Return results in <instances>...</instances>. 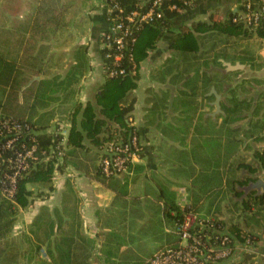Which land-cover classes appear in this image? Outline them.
Wrapping results in <instances>:
<instances>
[{
  "label": "trees",
  "instance_id": "1",
  "mask_svg": "<svg viewBox=\"0 0 264 264\" xmlns=\"http://www.w3.org/2000/svg\"><path fill=\"white\" fill-rule=\"evenodd\" d=\"M112 1H118L123 7V12H121L123 15L129 13L137 5V0H108L109 3ZM152 1L147 0L144 4L150 5ZM181 4L179 0V5ZM253 6L256 7L255 4ZM194 7L190 10L172 9L170 8V0H164L162 16L157 18L155 23H144L141 28H136L138 38L133 50L134 59L129 54L131 46L129 43L123 50L124 56L122 58V66L127 71L118 76L110 75L115 66L114 54L117 53V50L115 46H102L106 35L101 34L99 36L100 52L104 62V80L96 92L95 100H89L84 107L78 108L79 105L76 104L70 106V109L73 108L69 110L73 124L69 138L65 142V153L62 155V160L57 165L53 159L48 163L39 162L25 175L20 176L15 194L17 205L25 208L34 202V189L29 187V184L51 182L55 172L63 173L69 166L91 177H96L115 190L118 189L119 196L125 197L127 183L122 182V174L106 176L102 171L100 158L106 143L113 139L124 143L128 141L131 132L138 134L142 147L139 153L140 156L144 154L141 131L131 124L129 118L135 102V98H130V93L138 85L140 75L137 71L138 63L148 56L150 50L155 48L162 38L171 50L178 51L180 55L179 59L167 57V64L162 68L163 72L161 70L162 78L171 75L173 82L184 79L183 87L177 88L180 94V103L187 101L186 98L194 96L196 93L203 96L205 103V97L207 99L210 96L215 98L214 93L208 94L213 85L218 92L224 89L225 85H229L224 83L220 71L216 70L213 73L206 68L210 62L222 64L219 58L226 56V51L231 44L229 39H239L242 35L252 33L253 29L251 28H257L255 31L259 35H263L264 17L260 20L258 27H251L252 24L233 20L236 13L230 6H225V0H203L202 3L197 2ZM66 8V5L60 7L44 6L37 12L30 26V32L20 55L13 59H4L0 55V115L12 116L29 124L32 134L26 137L30 142L32 141L31 137L36 138L40 153L42 150L49 149L51 145L58 146L62 137L60 133L45 131L55 114L52 104L54 102H60V104L71 102L77 94L78 83L91 66L88 54L90 44L89 42H81L73 50L74 62L65 73H53L48 68V59L51 55L48 51L50 44L47 41L52 39L55 32L65 22ZM141 9H145V7H141ZM202 15L209 16L210 21L200 19L189 23V20ZM112 16H116V14L112 13ZM106 18L108 27V15ZM205 32H209L212 36L216 34L223 36L219 40L221 42L220 48L217 46L219 42L217 44L213 42L207 50L202 48L199 38L202 37L200 33ZM217 48H219L218 52L216 51ZM212 50L213 58L204 57L208 51ZM202 57L204 58L200 62L201 64L192 68V63ZM182 64L183 67H181ZM191 70L193 73L190 74ZM235 72L239 73V70ZM237 86L238 84L231 85L228 91L234 94ZM231 101V106L221 102L222 109L226 111L219 113V116L223 117V122L241 118L239 112L243 109L242 106L245 103H251V101L247 102L246 98L240 99L239 97H232ZM207 103L209 104V102ZM79 111H82L80 117ZM112 123L117 124V128L111 133L110 126ZM238 130L239 127L231 128V143L227 145V155L228 152L232 155L237 152L238 144L242 140L235 134ZM226 134L229 135V132L226 131ZM198 147H195L194 151L191 152V157L189 156L190 164L192 163L191 189L193 192L199 191L202 195L200 200L203 202L199 200L198 208L203 206L205 197L215 198L217 195L223 194L226 188V190L233 191L232 201L238 213H242L240 216L250 219L249 221L252 219L255 221L259 214L264 217V192H257L256 179L258 176L251 175L258 168H264V149L254 150L258 162L255 160V162H249L243 157L234 160L232 170L237 169L243 171L244 174L233 175L231 178L224 179L223 162L216 160L213 166L215 173L213 170L209 172L208 161L211 156L208 155V150L202 145ZM131 166L143 165L129 162V167ZM246 169L249 173L246 172ZM244 186L249 187L245 188ZM49 188L52 190L57 187L51 182ZM162 194L164 204H160L159 210L162 211L164 219L172 223L175 228L188 211H196L203 216L208 214L193 208L192 204L181 205L173 190L162 187ZM235 195L237 198H234ZM3 198L0 201V231H2V224L9 226L14 221L12 214L15 210L13 207L15 204L10 199L4 196ZM81 200L77 187L72 181L71 174H69L60 205L50 209L48 205L44 204L30 224L29 230L35 238L37 252L41 253L44 250L46 254L45 257L39 258L32 264H96V261L99 262L102 257L99 253L104 255L102 264H118L122 261L126 264L129 262L131 264H150L155 253L166 247H160L145 257H131L134 253L128 252V247L119 251L111 249L110 246L106 247V245L98 248L96 239L84 231L83 216L80 210ZM120 201L122 202V199ZM212 204L208 206L209 213L212 212ZM197 227L202 228L203 232L210 233L212 237L228 232L233 237L235 233V237L240 240L249 239L251 243L256 240V233L253 230L248 228L243 230L239 224L226 225L224 218L218 216H215L213 225L210 222L203 227L198 224ZM99 233L107 234V230L101 229ZM96 248H98V253L95 252ZM252 254V252L245 250L243 258L233 259L230 264H245Z\"/></svg>",
  "mask_w": 264,
  "mask_h": 264
},
{
  "label": "crops",
  "instance_id": "2",
  "mask_svg": "<svg viewBox=\"0 0 264 264\" xmlns=\"http://www.w3.org/2000/svg\"><path fill=\"white\" fill-rule=\"evenodd\" d=\"M242 2H244V0H225V6H230L234 9L236 6H240ZM49 5L56 7H60L61 5L67 6L65 10V22H63L61 28L55 32L52 39L47 41V43L50 44L48 50L51 55L48 59V68L50 71H53V73H65L69 66L74 62L72 52L76 46L81 42H89L90 44L88 54L91 66L86 75L78 83V90L75 98L71 102L63 104H60V102H54L52 104V107L55 109V114L51 118L47 129L53 128L54 125L61 123L65 125L64 130L68 139L73 124L70 117L71 113L69 112V110H72L73 108L70 109V106L76 104L79 105L78 108L84 107L89 100L94 101L96 92L104 80V62L100 52L101 43L99 36L107 27V13L106 8L100 5L98 0H0V11L3 13V16L13 20L16 19L17 25V28H12L11 23L9 24L11 25L9 29L4 30L3 32L0 30V55H2L4 59H13V57L17 58L20 55L26 37L30 32V26L37 12L44 6ZM76 18H78L79 21V24H77L79 29L72 28L71 21ZM81 26H83V28ZM80 28H82V30H80ZM251 29H253L252 33L239 37L237 40L239 43L238 48L231 49V47H229L226 51V56H221L219 58L222 61L221 65L210 62L209 66L206 68L209 72L213 73H215L216 70L220 71L225 84L231 86L232 84L235 85L240 82L237 86V89L239 90L237 91L236 89L234 92L235 95H233L231 91H228L230 86L225 85V88L219 92L221 95V102L231 106V98L233 96L239 97L240 99L246 98L247 100H250V98L254 96V101H252L249 107L251 109L245 112L242 109L241 111L243 112H239L242 117L235 121L223 122V117L219 116L220 112L215 115L212 114L216 109V105L212 103L215 98L212 101L209 99V106H206L205 108L203 107L202 110L206 112L208 118H212L215 121V124H210L209 119L202 121L203 125L198 126L195 124L197 125L195 129L198 131H202L205 128H208L207 131H210L212 130L211 127L215 125L219 126V128L224 127L223 131L225 133L223 134L222 139L219 140L218 145L215 144L212 148H208V155L211 156V159L208 161L209 172L213 170V166L216 163L215 161L220 160L224 164V179L231 178L233 175L238 176L244 174L243 171L237 169L235 171L232 170V162L237 158L243 156L246 161L253 158V161L255 160L258 162L254 153L250 155L249 152H243L245 151V147L249 148L252 146L254 147L253 150L258 148L264 149L263 102L261 106H258L260 99L264 98V34L259 35L255 31L257 28ZM164 41L165 40L162 38L157 46L150 50L148 56L138 63L137 71L140 74L138 85L130 93V98H135V102L134 109L129 118L131 124L134 125L137 130L141 131V142L144 146V154L135 160V164H142L143 166H132L129 171L124 172L121 175L122 182L127 183V188L125 187L127 194L125 197L122 198L119 196L118 189L115 190L105 183H102L96 177H91L72 166H69L67 172L58 175L59 186H56L57 188L55 189H50L53 192L52 194H47L45 198L42 197L38 200L34 197L35 200L32 203L33 205H31V211H28L26 219L23 221L24 227L25 224L30 227V224L33 221L32 217L39 212L41 206L44 204L48 205L50 209L60 205L63 190L66 188V179L69 174H71L72 181L75 183L82 199L80 210L83 216L84 231L86 234L96 239L98 248L106 244L107 246L112 245L109 237L116 234L117 230H113L114 227H119L117 222L118 219L116 217L117 210L115 207L121 204L125 206V210L126 208L130 211L135 209V207L133 208L129 203V201H132L133 193L135 194V198L139 197L141 199H143L144 196L150 197L156 195L155 202L158 205V209L160 208V204H164L162 194V187L164 186L161 184V181L164 179V176H169L174 181H177L179 178L169 175L167 172L168 167L159 164L158 160L155 159L158 158V139H166L167 142L165 143L168 147L172 144L176 151H179V137L176 135V139L173 140V138L165 135L160 125L166 123V121L170 119L173 122L172 126L169 127L170 130L176 128V132H179V124H174L172 117H174V119L178 118V122L181 119L179 118V108H176L171 112H168V109L163 110L161 109L162 106L160 105V102H158V98L155 97L162 98L163 96L168 95L167 99L171 100V102L174 101L173 104L178 107L180 94L177 88L179 86L183 87L182 84L184 82V79L179 80V82H173L171 80V75L162 78L161 70L167 64L166 57L164 60L161 59L162 51L170 49L166 41L164 44ZM238 62L242 64L239 68H232L228 65V63L236 64ZM196 64V66H199L200 62H197ZM181 67H183V64ZM236 70H239V73L235 74ZM191 73H193L192 70L190 71V74ZM251 83L255 84V88L250 85ZM243 84H246L250 90L244 91L243 89L245 88ZM209 92L208 94L210 95ZM248 95H250L249 98ZM223 111L226 112L224 109ZM81 112L82 111H79L78 113L79 117ZM232 127H239L238 132L236 131L235 134L242 140L238 144L237 152H235L234 155L228 152L227 155L226 148L227 145L231 143L230 132ZM226 131L229 132V135H226ZM243 132L245 136L243 135ZM154 138L156 141H154ZM210 149H212V151H209ZM246 172L249 173L248 170ZM255 173L256 174L252 173L251 175L258 176L256 179L257 192H264V168H258ZM54 180L52 181L53 183ZM33 184L35 185L39 183ZM249 186L244 187L246 188ZM29 187L34 189L33 185ZM168 187L175 191L177 198L178 190L175 189V186H167L164 188L168 189ZM119 188H121V186H119ZM213 194L215 195V193ZM232 195V190H226L225 188L223 194L217 195L215 198L205 197V202L208 206L213 203L212 212L206 215L213 217L217 216V211H215V209H218L221 203H223V218L226 225L232 226L239 224L243 230L248 228L256 233L255 242L249 245V243L246 244L247 239L245 241L240 240L235 237L236 234L233 232L234 238L240 242L241 245H244V248L242 247L243 249L239 250L237 253L239 256L237 257L236 255L233 259L243 258L244 251L248 250V252H252L253 254L245 264H264V217H262V214H259L257 218H255V221H249L250 219L248 220L242 216H237V218H235L238 211L233 204ZM160 197L161 199H159ZM118 199H122L123 203ZM201 201L202 200H200V202ZM143 205L146 209H154L155 207L153 202L144 203L143 201ZM137 208L143 210L141 205L137 206ZM226 210L229 211V216H226V214H228L226 213ZM30 213L32 215H30ZM137 222H142V220H128L126 216L124 221L120 223L123 226L130 227L135 226ZM13 224L14 223L9 226L2 224V231H0V264H32L39 258L45 257L46 254L44 253V250L41 253L37 252L36 241L33 234H31L29 227H27L23 233H19L15 228V232H13V227L21 226V224ZM166 228L168 231L171 229L170 227L168 228V226ZM101 229L107 230V234L99 233V230ZM98 248L95 249V252L98 251ZM133 248L136 249L135 245ZM130 252L134 253L132 249ZM99 254L102 257L99 262L96 261V264H102L104 260L103 253ZM134 256L135 254L131 257ZM118 264L120 263L118 262Z\"/></svg>",
  "mask_w": 264,
  "mask_h": 264
},
{
  "label": "built area",
  "instance_id": "3",
  "mask_svg": "<svg viewBox=\"0 0 264 264\" xmlns=\"http://www.w3.org/2000/svg\"><path fill=\"white\" fill-rule=\"evenodd\" d=\"M99 4L106 8L108 15V27L102 35H106L102 46H115L117 53L114 54L115 66L110 75L118 76L126 73V68L122 66L124 48L130 46V57L134 59V46L138 34L136 28H141L144 23H155L157 18L162 16L164 0H153L150 5L144 4L147 0H137V5L129 13L123 15V7L118 1L98 0ZM170 0V8H181L190 10L195 8L197 2L203 0ZM255 4L256 7L253 6ZM147 5V6H146ZM145 7V9H141ZM233 9V7H231ZM236 13L234 21H244L257 27L264 17V0H245L240 6L233 9ZM115 13L116 16H112ZM131 41V42H130ZM110 55V54H108ZM136 67V63H135ZM135 70V69H134ZM134 72V71H133ZM65 125L59 123L53 128H46V132L60 133L62 135L60 144L56 147L51 145L47 150L39 152L36 138L30 142L27 135L32 134L29 124L18 120L12 116L0 115V194L10 199L15 204V194L17 192L18 180L39 162L54 160L57 165L62 160L65 151L67 134ZM142 149L138 134L131 132L126 142L111 140L105 144L103 154L100 158L102 171L106 176L122 174L129 168V162H135L140 157ZM60 173L54 174V179ZM213 216H203L196 211H188L184 218L174 229L178 234V241L160 249L151 258L150 264H228L231 263L239 250L244 248L231 234L224 232L216 234L214 237L208 232H203L206 223H212ZM252 244L249 239L246 244ZM243 247V248H242Z\"/></svg>",
  "mask_w": 264,
  "mask_h": 264
},
{
  "label": "rangeland",
  "instance_id": "4",
  "mask_svg": "<svg viewBox=\"0 0 264 264\" xmlns=\"http://www.w3.org/2000/svg\"><path fill=\"white\" fill-rule=\"evenodd\" d=\"M0 10H1V8H0ZM209 18L210 17L207 15L196 16L195 19L189 20V23H191L193 20H200V19H203V20L207 19L210 21ZM71 22H72V28L79 29L77 26V24H79L78 18L73 19ZM11 23H12V28H17L16 19L13 20V19L5 18L3 16V13L0 11V30H1V32H3L6 29H9L11 26L9 24H11ZM256 26L258 27L259 25H256ZM81 27L83 28V26H81ZM82 28H80V30H82ZM200 35L202 37L199 38V41H201V46L205 50H207V48H210V46H211V44H213V42H216V44L219 42L217 45L219 47V45L221 44V42L219 40H220V38L223 37L220 35L218 36L217 34L212 36V35H210L209 32H205L203 34L200 33ZM229 40H231V41H229L231 43L230 44L231 49L238 48V46H239V43L237 41L238 39L231 38ZM164 44H165V41H164ZM219 48L216 49L217 52H218ZM213 55H214V53L212 50V51H208V53H206L204 55V57H210L209 59H211V58H213ZM165 57H166V60H167V57L168 58L173 57V58L179 59L180 55H179V52L176 50H170V49L166 50L165 49L162 51L161 59L164 60ZM204 57L193 62L192 68H194V66L197 65L196 64L197 62H201ZM250 85L253 88H255L254 83H251ZM243 86L245 88V89H243L244 91L250 90V88L248 86H246V84H243ZM179 88H180V86H179ZM238 90L239 89H237V91ZM233 95H235V94H233ZM160 96H162V95H160ZM167 96L168 95L163 96L164 98L163 97L162 98L155 97V98H158V102H160V105L162 106L161 109H163V110L168 109V112H171L174 109L179 108V118L181 120H179V122H178L177 121L178 118L174 119V117H172L174 124H179V132H176V128L174 130H170L169 127H171L173 124V122L170 119H168L166 121V123H163L162 125H160V127L163 129L162 131L164 132V134L173 138V140L176 139V135H177V137H179V151L178 150L176 151L175 147L172 144L168 147V145L165 143V142H167L166 139H164V138H163V140L158 139V143H159V145L157 146L158 158H155V159L158 160L159 164H161L165 167H168L167 172L169 175L176 176L179 179L177 181H174L169 176H164V179L161 181V184L164 187L175 186V189L178 190L177 200L179 199V203L181 205H188V204L191 205L192 204L193 208L198 209V211L209 213L208 212L209 208H208V205L206 204V202L204 204H202L203 206H201L200 209L198 208L197 204H198L200 197L202 195L199 191L193 192L191 189L192 163L190 164L189 156L191 157V152L194 151L195 147L199 148L198 147L199 145H202L206 150H208V148H212L215 144L218 145L219 140L222 139L223 134L225 133L223 131L224 127H220L221 129H218L219 126H217V125L212 126L211 127L212 130H210V131H207L208 128L206 129L205 127H203L205 129L202 131L201 130L198 131L195 129V127L197 125L198 126L203 125L202 121H206L207 119H209L210 124L215 122L212 118H208L206 115V112L202 110L203 107L205 108L206 106H209V104L207 103L208 100L210 99L212 101L214 99V97L210 96L208 99H207V97H205L206 100L204 103L203 96L196 93L194 96H190L189 98L185 97L187 99V101H185V102H187V103H185L183 101H181V103H180V101H179V106L177 107L173 104V101L171 102V100L167 99ZM249 96L250 95H248V98H249ZM179 98H180V96H179ZM248 100H247V102H248ZM249 101H251V103H252V101H254V96H252V98H250ZM262 102L264 104V98L260 99V103H258V106H261ZM251 103L250 104L245 103L242 106L244 112L251 109V108H249ZM195 124H197V125H195ZM111 125L112 126H110L111 127L110 131L112 133V132H114V130H116L117 124L112 123ZM221 133H223V134L221 135ZM243 135H244V132H243ZM253 140H258V139H253ZM154 141H156L155 138H154ZM250 147L249 148L245 147V151H243V152H245V153L249 152V154L252 155L254 153V150H253L254 147H252V146H250ZM143 150H144V148H143ZM209 151H212V149H210ZM241 157H243V156H241ZM251 161H253V158L249 159V162H251ZM198 166L200 167V165H198ZM131 167H129L127 171H129L131 169ZM65 172H67V170ZM253 174H256V173H253ZM51 182H48V183L47 182L46 183L45 182H37L39 184H35V185L33 183H31L28 186H32V185L34 186V194L33 195L38 200L39 198H42V197L45 198L47 196V194L50 195L53 193L49 188ZM54 183L57 187L59 186L58 178L54 180ZM167 190H171V189L168 187ZM232 194H234L233 191H232ZM132 196H133L132 201H129L131 206L133 208L135 207V209H133L132 211H130L128 208H126V210H125V206H123L121 204H119L115 207V209L117 210L116 211V213H117L116 217L118 219L117 222H118L119 227H114L113 230H115V231L117 230V232L113 236H110L111 243H112V245L110 246L111 249L119 251V250H123L124 247H128V252H130L132 249L135 256L145 257L148 254H150V252H153L154 250L159 249L160 247H165L167 245H171V244L176 243V241L178 239V234L174 230L175 226L172 223H170L169 221L164 220L163 215H162L161 211L158 209V205L155 202V199L157 196L156 195L150 196V197L144 196L143 199H141L139 197L135 198L134 193L132 194ZM234 198H237L236 195L234 196ZM3 199L4 198H3L2 194H0V201H2ZM222 200H223V198H222ZM143 201H144V203L145 202L146 203L153 202V204L155 206L154 209H146L143 205ZM221 202H223V201H221ZM15 205H13V207L15 209L13 211V214H12V216L14 218L13 223L15 225L21 224V226L20 227H13V232H15V230H14V228H15L17 231H19V233H23V231H25L27 229V227H29L26 224L24 227L23 221L26 219V215H27L28 211L31 209V207H32L31 205H33V204L30 203L25 208H23L22 206H19L17 204H15ZM139 205H141L143 210H139L137 208V206H139ZM215 211H217L216 212L217 216H219V217L222 216L221 218H223V216H224V212H223L224 211V204L221 203L220 207L218 209H215ZM226 213H228V214H226V216L230 215L229 211H227ZM30 215H32V214L30 213ZM240 215H242V213H240V214L237 213L235 215V218H237V216H240ZM34 216L32 217L33 219L35 218ZM126 216H127L128 220L129 219H138V220H142V222H137V224H135V226H130V227L123 226V225H121L120 222H123L124 218H126ZM252 221H254V220L252 219ZM167 226H168V228L169 227L171 228L170 231L167 230V228H166ZM120 244L123 246L121 247ZM134 245H135L136 249L133 248ZM106 247H109V246H107V244H106ZM120 247H121V249H120ZM135 250L138 252H136ZM238 256L239 255L237 254V257ZM120 264H126V263L124 261H122V263H120ZM127 264H131V262H129ZM228 264H230V262Z\"/></svg>",
  "mask_w": 264,
  "mask_h": 264
},
{
  "label": "water",
  "instance_id": "5",
  "mask_svg": "<svg viewBox=\"0 0 264 264\" xmlns=\"http://www.w3.org/2000/svg\"><path fill=\"white\" fill-rule=\"evenodd\" d=\"M229 66H231L232 68H239L242 64L240 62L236 63V64H230L228 63ZM215 94V99L213 100L212 103H214L216 105V109L212 112V114H217L219 112H223V109L221 107V95L220 93L217 91L215 86H212L210 92Z\"/></svg>",
  "mask_w": 264,
  "mask_h": 264
}]
</instances>
